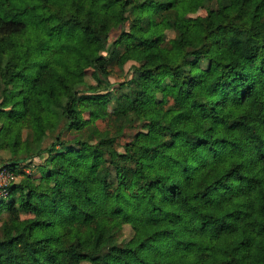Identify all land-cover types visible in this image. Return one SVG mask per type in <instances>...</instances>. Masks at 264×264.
Listing matches in <instances>:
<instances>
[{"label":"trees","instance_id":"16d2710c","mask_svg":"<svg viewBox=\"0 0 264 264\" xmlns=\"http://www.w3.org/2000/svg\"><path fill=\"white\" fill-rule=\"evenodd\" d=\"M0 144V264H264V0H0Z\"/></svg>","mask_w":264,"mask_h":264},{"label":"rangeland","instance_id":"374dc122","mask_svg":"<svg viewBox=\"0 0 264 264\" xmlns=\"http://www.w3.org/2000/svg\"><path fill=\"white\" fill-rule=\"evenodd\" d=\"M144 11H147L146 5L144 7ZM212 11L214 13H218L219 12L218 7L214 6L212 8ZM205 12H206L205 8L203 6H200L195 10V12H193V14H205ZM128 24H129V20H126L124 26L127 27ZM117 32H118V30L112 31L109 35V39H112L116 35ZM168 34L171 35L172 32L168 31ZM130 65H131V61H126L122 66H118L113 60L108 61L109 78L113 82V85L115 86L113 95L118 93L119 90L121 89V88L116 86L117 85L116 83L123 80V79H126L129 76V72L131 70ZM97 81L98 80H96V78L94 77V75L92 73V68L88 67L85 69L84 74L81 76L80 87L84 88V87H87L89 85H95V84H97ZM100 85L102 86V83H100ZM9 104L10 103H8L7 105H9ZM111 104H112V101L109 100L108 106H107V109L109 112H111ZM81 108H82V115L84 118H90L93 116L92 110L94 108V103L92 101L84 100L81 103ZM95 121H96L97 126L100 129L104 128L107 125V122L105 119H103V120L102 119H96ZM57 130H58V125L54 128V130L47 133V136L44 138L42 144L47 143L52 138V136H54L56 134ZM135 130H136V127H133L130 129H125V139L129 136L128 134L133 133ZM64 135H66V134L64 133L63 136ZM98 139H99V135L95 134L94 136H92L90 138V141L99 142ZM99 145L104 149V154H103V159H102L96 173L98 176H102L108 168L109 160L113 157L114 151L115 150L116 151H122V147L119 145L109 146V145H106L103 143H99ZM46 155L47 154L44 153L40 157L34 156L28 160L21 161L18 164L17 171H15L13 169L14 177L10 179L9 183L20 178V176L22 174H29L32 176L33 180L35 181V183L39 187H44L45 184L48 182V179H47L46 175L42 172L40 167H41V164H43V162H45V158H46L45 156ZM9 156H10L9 150L7 148L3 147L2 144H0V168L6 167V166H1V164ZM8 194H9V190H7V193L2 195L1 197H7ZM1 211H2L1 214H3V215L6 213V210H4V209H2ZM28 215H30V214L27 212L21 213V216H28ZM131 233H132V230H131L130 225L128 223H124L122 226L120 235H119V240L127 239L131 235ZM81 263L82 264H88V262L85 260H82Z\"/></svg>","mask_w":264,"mask_h":264},{"label":"built area","instance_id":"2783aa9c","mask_svg":"<svg viewBox=\"0 0 264 264\" xmlns=\"http://www.w3.org/2000/svg\"><path fill=\"white\" fill-rule=\"evenodd\" d=\"M14 177L13 169L10 167L0 168V197L7 193L10 179Z\"/></svg>","mask_w":264,"mask_h":264}]
</instances>
